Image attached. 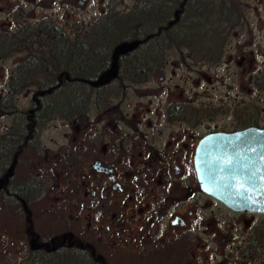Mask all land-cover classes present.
<instances>
[{"label":"flooded vegetation","instance_id":"flooded-vegetation-1","mask_svg":"<svg viewBox=\"0 0 264 264\" xmlns=\"http://www.w3.org/2000/svg\"><path fill=\"white\" fill-rule=\"evenodd\" d=\"M86 1L76 0L80 5ZM13 7V15L18 14L14 15L18 20H14L13 27L25 25L19 20L25 13L24 6ZM45 21L51 28L66 29L74 39V21ZM6 28H12L11 24ZM205 41L211 42L210 46H196L194 55L179 51L183 68L190 74L183 82L192 81V75L197 74L194 81L199 88L202 76H209L208 69L216 70L227 54V42L218 48L214 39ZM124 42H136L134 50L148 51L146 46L154 48L155 39L149 36L119 42L110 52L94 57L100 61L99 68L47 69L59 76L58 83L66 76L68 82L82 84H62L63 94L52 101L45 95L57 85L38 90L37 98L32 97L37 105L36 123L41 126L34 161L43 164L47 151L43 142L45 131L53 124L57 128L59 123L65 129L63 140L70 141L72 152L62 145L50 154V179H58L61 166L70 171L71 177L82 179L85 215L81 223L78 216L63 219L62 211L54 213L56 220L47 229L49 245L45 246L37 232L20 230L21 235L29 237V249L34 253L50 250L51 255L67 251L71 264H264V211L229 207L202 188L195 167L202 139L251 127L264 129L262 112L252 126L249 104L236 107L216 99L204 102L200 94L187 96L185 85L171 84L173 78L165 76L170 51L163 62L156 63L150 60L154 53L119 54L118 69L114 72V51ZM245 46L238 47V51ZM66 55L58 58L63 59V64L74 65V57ZM138 58H145L153 69H138ZM188 61L207 70L197 72ZM74 73L94 77L70 79ZM75 98L80 101L75 103ZM47 116L51 118L43 119ZM219 117L225 120V126L217 125ZM44 179L41 182L45 185L48 177ZM67 181V185L72 184ZM243 185L246 196L242 202H264V181L246 180ZM59 234L61 244L56 243Z\"/></svg>","mask_w":264,"mask_h":264},{"label":"trees","instance_id":"trees-1","mask_svg":"<svg viewBox=\"0 0 264 264\" xmlns=\"http://www.w3.org/2000/svg\"><path fill=\"white\" fill-rule=\"evenodd\" d=\"M116 8L114 0H107L102 18L87 29L75 27L73 40L66 29L51 28L45 19L41 24L27 22L17 27L15 32L0 33V60L18 53L25 54V58L20 60L18 67L6 80L4 92L0 95V117L11 118L7 131L0 132V206L10 205L20 222H24L23 227L16 230L37 232L36 236H41L40 242L44 246L49 245L47 233L43 235L38 231L40 227L34 224L35 217L30 205L40 198L45 185L28 169L29 162L36 156V138L41 126L36 123L37 105L34 100L31 99L29 108L20 110L16 106V98L30 92L33 93L32 97L37 98L35 94L38 90L46 91L52 85H57L58 88L45 95L46 99L54 100L57 95L63 94L62 84L82 83L68 82L66 76L61 77L63 82L58 83L59 76L47 72V69L99 68L100 61L94 57L110 52L121 41L153 36L154 48L146 46L148 51L136 49L130 53H154L155 57L150 60L153 63L163 62L166 54L173 50H187L190 55L196 54V46H210L211 42L205 39H214L218 48L222 47L227 42L228 34L246 20L242 0H134L129 12H119ZM15 20H18L17 17ZM211 51L207 50L209 53ZM221 52L219 49L218 59L221 58ZM63 53L74 57V65L63 64V59L58 58ZM137 60L138 69H153L145 58ZM93 77L77 73L70 75V79L88 80ZM253 80L258 88H264L262 76H256ZM76 98L74 101L78 103L80 99ZM259 113V108L253 106L252 126L257 124L255 119ZM50 118L47 116L43 119ZM48 218L53 219L52 214ZM43 222L48 221L46 219ZM61 239L59 234L56 243L61 244ZM31 255L33 258L28 264H71L67 251L59 250L51 255L50 250H43ZM0 264L8 263L0 258Z\"/></svg>","mask_w":264,"mask_h":264},{"label":"rangeland","instance_id":"rangeland-1","mask_svg":"<svg viewBox=\"0 0 264 264\" xmlns=\"http://www.w3.org/2000/svg\"><path fill=\"white\" fill-rule=\"evenodd\" d=\"M48 1L0 0V33L15 32L17 27H22V23L17 27H13L16 26L14 15H18H13V6L16 4L25 7H23L25 13L20 19L23 23L34 24L39 20L51 18L56 24L74 21L73 26L81 28L101 19L107 2V0H88L80 5L76 0H52V3ZM114 1L117 3L116 9L119 12H129L134 5V0ZM242 1L246 20L242 26L228 34L227 43L224 47V53L227 52V54L223 63L216 70H207L195 61H188L196 68L197 72L199 70L208 71L209 76L206 78L202 76L201 88L195 87L194 80L197 78V74L192 75V81L183 82L185 77L190 74L188 75V71L186 72V69L183 68L185 65L180 52L177 50L170 51L167 54V66L164 69L166 70L165 76L170 80L173 78L174 81L171 84L185 85L183 88L186 89L187 96L200 94L201 100L204 102H211L216 99L218 102L230 103L236 107L249 104L251 108L253 106L258 107L264 119V88H258L253 80L256 76H262L264 81V0ZM42 3H46L47 6L43 7ZM33 12L36 15L32 14ZM9 23L12 28H6ZM241 45L246 46L242 51H238V47ZM230 55L233 56L232 59L229 57ZM24 58V53H18L0 60V95L4 92L6 80L10 78L13 71L20 64V60ZM210 71H214V73L212 74ZM212 77H216V80L214 78L211 83L208 82V79ZM242 82L245 83V86L242 85ZM32 94V92L20 94L16 98L17 108L20 110L29 108ZM262 123H264V120H262ZM10 125V117H0V132H6ZM217 125L219 127L225 126V120L219 117ZM57 126L55 128V124H53L45 131L43 142L47 151L43 164L40 166L34 160H31L28 166L30 172L40 180H45L44 177H48L42 195L30 205L35 217L34 224L41 228H38V231L43 235L48 232L47 229L50 230L53 226L52 220L55 219L54 213L56 212L62 211L63 219H66L69 215L73 218L78 216L81 223H83L85 215L82 209L83 193L80 186L82 179L79 176L71 177L70 171L65 166H61L58 171V181L50 179V169L53 168V164L49 162L50 154L57 152L56 149L62 145L68 146L67 152H72L70 141L63 140L62 135L65 129L59 127V123ZM41 168H43L42 171ZM67 180L72 184L67 185ZM68 199H70V203ZM66 201H68V205H66ZM75 203H77L76 206ZM49 214H52L53 219L48 218ZM46 219L48 222H43ZM23 223L20 222L10 205L0 206V258L3 259V262L5 261L8 264H28L30 262L31 258L29 256L31 257L34 252L29 249V237H24L23 233L21 235L16 230L18 227L22 228ZM37 226L35 227L37 228Z\"/></svg>","mask_w":264,"mask_h":264},{"label":"water","instance_id":"water-1","mask_svg":"<svg viewBox=\"0 0 264 264\" xmlns=\"http://www.w3.org/2000/svg\"><path fill=\"white\" fill-rule=\"evenodd\" d=\"M136 45V42H124L116 47L114 72L118 69V55L133 51ZM195 167L202 188L229 207L264 211V202H242L246 196L244 181H264V129L251 127L235 133L208 135L199 143Z\"/></svg>","mask_w":264,"mask_h":264}]
</instances>
